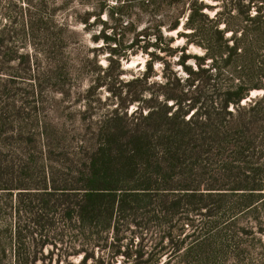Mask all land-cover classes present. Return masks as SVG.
Instances as JSON below:
<instances>
[{"label": "trees", "instance_id": "16d2710c", "mask_svg": "<svg viewBox=\"0 0 264 264\" xmlns=\"http://www.w3.org/2000/svg\"><path fill=\"white\" fill-rule=\"evenodd\" d=\"M131 1L126 7L115 1L109 14L115 25L128 7H138V17L159 16L161 20L149 22L148 29L136 33L124 47L118 25L112 28L118 37L103 36L106 44L113 45L108 48V64L101 70L103 85L117 102L122 94L127 101L118 103L98 123L96 150L85 153L87 161L68 168L78 174L76 178L52 166L24 168L30 170L28 179L35 173L38 180L32 187L25 181L13 187L17 192L4 232L15 264L19 259L34 264L38 259L28 260L25 243L35 250L50 245L56 250L71 249V255L82 253L81 264H103L87 252L92 248L109 250L111 260L120 256L130 264H142V234L153 227L151 231L160 233L164 227L154 245L165 249L175 244L178 251L185 238L173 239L185 224L198 231L184 254L196 264L253 260L246 240L249 234L244 226H236L235 215L228 225L214 229V224L228 213L243 217L256 213V229L250 233L264 231V93L242 103L252 89L264 90V0H228L212 16L199 0ZM255 4L257 12L251 15ZM32 6L37 18L29 17L41 24L44 8L40 0ZM179 26L189 37L180 50L192 43L203 52L194 56L196 69L188 71L191 80L165 76L150 95L164 103L150 97L143 104L139 97L148 72L121 85L108 70L113 63L119 67V59L126 58L130 48L147 53L154 47L170 55L177 48L164 32ZM151 37L153 42L147 39ZM179 59L184 65L185 55ZM114 82L119 83L117 90L111 87ZM130 104L135 105L132 114L137 117L123 111ZM7 113L4 107L0 109V133L10 120ZM174 177L182 183L179 189L188 192L171 199L165 191L177 189L172 185ZM0 189L11 188L2 185ZM189 213L200 215L197 224L185 218L179 229L168 225ZM152 255L143 264L158 262Z\"/></svg>", "mask_w": 264, "mask_h": 264}, {"label": "rangeland", "instance_id": "374dc122", "mask_svg": "<svg viewBox=\"0 0 264 264\" xmlns=\"http://www.w3.org/2000/svg\"><path fill=\"white\" fill-rule=\"evenodd\" d=\"M38 1L0 0V109L4 107L10 118L5 123L4 131L0 133V184L11 188L0 189V264L16 262L14 250L9 247L8 234L4 232L10 221V204L17 192L13 187L23 181L32 187L38 180L35 173L28 179L30 170L24 168L35 165L52 166L58 168L62 175L70 173V176L76 178L78 174L71 173L68 168L80 166L87 161L85 153L96 150L98 123L110 116L109 113L118 103L120 106L127 101L122 94L117 102L110 96L106 85H103L105 80L101 79V70L108 64V48L113 46L106 44L103 36L118 37L115 31L112 32V28L118 25L119 29L116 31H119L121 45L124 47L131 43L136 33L147 30L149 22L161 20L159 16L138 17V7H128L125 15L118 21L119 24L115 25L116 23L109 19V14L116 0H101L100 7L99 0H40L44 8L41 12L44 18L41 24H35L34 18L37 17L34 12L37 10L32 5H36ZM199 1L206 5L205 11L212 16L228 0ZM118 3L126 7L132 1L120 0ZM260 3L257 2V5ZM262 6L264 13V4ZM255 7L256 4L251 8V15L257 12ZM29 14H33L34 18H30ZM186 32L187 30L180 26L164 32L165 36L172 38L171 46L177 48L170 55L154 47H149L147 53L140 50L131 52L130 48L126 52V58L119 59L120 66L117 67L113 63L108 73L116 74L114 79L120 80L121 85H124L132 78L141 76L144 71L148 72L147 83H142L144 91L139 97L143 104L153 97L150 96L151 93L158 90V85L164 81L165 76L191 80L188 71L196 69L194 56L203 52L192 43H189L184 51L180 50L189 39L184 35ZM147 39L154 41L152 37ZM182 55H185L184 65L179 63V57ZM147 64L150 68H147ZM115 82L111 84L113 90L119 87V83ZM263 93V89H252L242 103L259 98ZM153 98L154 102L164 103L160 97ZM167 105L169 106L170 102H167ZM134 106L130 104L126 109L123 108L127 116L133 113ZM170 112H174V108H171ZM173 180L176 181H173L172 185L177 189L165 191L168 197L174 199L188 192L179 189L182 183L178 182V177ZM200 191L203 192L202 189ZM168 200L169 198L166 199V204ZM255 214L243 217L241 213H228L215 219L214 225L217 227L214 229L228 225L226 223L235 215L233 218L236 220V226H244L245 232L249 234L246 240L251 248L253 260L238 264H264V231L254 235L250 233L256 229ZM185 218L193 220L195 225L200 220V215L182 214L168 225L172 229H179L180 221ZM153 228L142 234L145 238L142 264L150 254H153L152 260L158 259V262L152 264H196L190 255H184L198 235V231L194 232V227L185 224L179 235L176 230L173 242L185 238L182 248L178 251L175 244L167 245L165 249H161V245L156 247L154 244L158 242L161 229L165 228H160V233L151 231ZM192 234L194 236L189 237ZM134 239L136 240V237ZM162 244L164 246L166 241ZM25 246L28 260L33 256L38 258L34 264H81L82 253L71 255V249L56 250L50 245H45L35 250L31 243H25ZM133 249L135 247H132ZM87 252L94 253L97 263L130 264L120 256L111 260L107 249L92 248ZM57 258L59 262L56 261ZM19 264L24 263L19 259ZM25 264L31 263L27 261Z\"/></svg>", "mask_w": 264, "mask_h": 264}]
</instances>
